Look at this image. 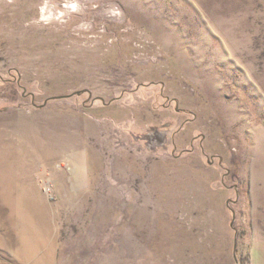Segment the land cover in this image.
Masks as SVG:
<instances>
[{"label": "rangeland", "instance_id": "rangeland-1", "mask_svg": "<svg viewBox=\"0 0 264 264\" xmlns=\"http://www.w3.org/2000/svg\"><path fill=\"white\" fill-rule=\"evenodd\" d=\"M0 264H264V0H0Z\"/></svg>", "mask_w": 264, "mask_h": 264}, {"label": "crops", "instance_id": "crops-1", "mask_svg": "<svg viewBox=\"0 0 264 264\" xmlns=\"http://www.w3.org/2000/svg\"><path fill=\"white\" fill-rule=\"evenodd\" d=\"M83 122V121H82ZM3 160L5 161V158H3ZM7 172V171H6ZM9 173H11V172H9ZM17 177V176H16ZM30 177V176H29ZM19 178H20V176H19ZM31 178V177H30ZM17 179H18V177H17Z\"/></svg>", "mask_w": 264, "mask_h": 264}]
</instances>
